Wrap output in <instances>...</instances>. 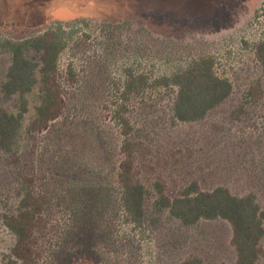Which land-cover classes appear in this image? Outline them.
<instances>
[{"label":"rangeland","instance_id":"rangeland-1","mask_svg":"<svg viewBox=\"0 0 264 264\" xmlns=\"http://www.w3.org/2000/svg\"><path fill=\"white\" fill-rule=\"evenodd\" d=\"M59 27L71 34L59 61L66 109L48 127L24 131L16 153L0 149V264L17 261L4 218L16 213L25 183L47 203L35 233L40 264H237L227 221L185 227L158 208L157 185L170 200L192 182L205 192L254 193L264 211V0H0V114L17 111V99L1 92L10 46ZM204 56L233 94L203 120L181 123L179 89L154 82ZM129 74L148 85L125 102L126 128L117 112ZM128 161L147 190L140 226L126 224L120 206Z\"/></svg>","mask_w":264,"mask_h":264},{"label":"trees","instance_id":"trees-1","mask_svg":"<svg viewBox=\"0 0 264 264\" xmlns=\"http://www.w3.org/2000/svg\"><path fill=\"white\" fill-rule=\"evenodd\" d=\"M70 38L71 34L59 27L44 36L10 46L12 63L1 86V92L7 100L17 99V111H3L0 114V149L5 154L18 151L24 131H40L63 115L66 101L59 74V61ZM29 52L38 56L39 60L29 58ZM258 53L264 59V40L258 45ZM154 84L163 89H179L174 115L181 123L203 120L233 94L232 83L219 76L216 60L212 56L196 58L173 74L157 78ZM147 85L148 78L143 74L127 76L122 92L123 103L119 104L117 112L121 126L129 127L125 117V102L141 97ZM36 90L39 95L35 116L30 126L25 128L26 116L30 113V96ZM131 169L132 162L128 161L119 174L120 206L125 217L124 222L140 226L145 220L147 190L141 182L133 179ZM157 188L161 193L157 202L158 208L167 210L172 218L185 227L195 226L202 220L227 221L233 230L232 244L237 251V264H258L264 259V211L256 194L239 197L224 186L205 192L198 182H192L181 197L170 200L164 194L163 185H157ZM19 197L16 213L4 218L5 225L16 239L13 254L17 261L11 260L9 264H40L35 233L40 227L47 203L29 183L21 186ZM184 264L203 262L194 260Z\"/></svg>","mask_w":264,"mask_h":264}]
</instances>
